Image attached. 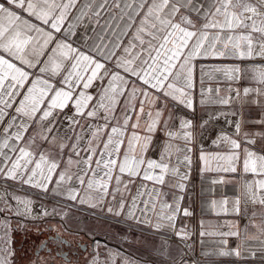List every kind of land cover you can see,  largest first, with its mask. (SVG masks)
Instances as JSON below:
<instances>
[{
  "label": "snow or ice",
  "instance_id": "snow-or-ice-1",
  "mask_svg": "<svg viewBox=\"0 0 264 264\" xmlns=\"http://www.w3.org/2000/svg\"><path fill=\"white\" fill-rule=\"evenodd\" d=\"M194 169L239 187L191 223ZM80 206L174 236L171 264H264V0H0V264ZM89 235L87 264H137Z\"/></svg>",
  "mask_w": 264,
  "mask_h": 264
},
{
  "label": "crops",
  "instance_id": "crops-1",
  "mask_svg": "<svg viewBox=\"0 0 264 264\" xmlns=\"http://www.w3.org/2000/svg\"><path fill=\"white\" fill-rule=\"evenodd\" d=\"M203 114V109L198 108L196 119ZM255 117L256 113H251ZM238 185L235 183L225 185H210L207 179H202L197 170H193L188 188L183 202L184 207H189L194 212L191 223H196L201 218V208L206 206L210 199H221L224 197L233 198L238 193ZM212 188L214 191L209 192ZM52 206V203H49ZM95 213V214H93ZM105 214L97 209L87 206L74 207L70 210V215L65 221H72L73 231L85 234L90 237V233L96 234V239H101L114 250L122 251L137 264H171V258H178V241L174 236H164L152 230L130 227V222H117L115 218H104ZM204 219H209L204 216ZM216 238H206L204 251H211L214 247L213 241ZM165 240H167L168 255L161 256L164 250ZM230 245L233 241L230 240ZM105 244V243H104ZM201 245L197 241L195 254L203 261V264H233L231 257H209L205 259L201 254Z\"/></svg>",
  "mask_w": 264,
  "mask_h": 264
},
{
  "label": "flooded vegetation",
  "instance_id": "flooded-vegetation-1",
  "mask_svg": "<svg viewBox=\"0 0 264 264\" xmlns=\"http://www.w3.org/2000/svg\"><path fill=\"white\" fill-rule=\"evenodd\" d=\"M60 225L47 220L39 231L31 224L27 228H17L13 233L15 264H33L37 256L49 259L54 257L55 264H65L66 260L70 264H87L93 253L91 237L69 231ZM100 252L103 256L105 249L101 247Z\"/></svg>",
  "mask_w": 264,
  "mask_h": 264
},
{
  "label": "rangeland",
  "instance_id": "rangeland-1",
  "mask_svg": "<svg viewBox=\"0 0 264 264\" xmlns=\"http://www.w3.org/2000/svg\"><path fill=\"white\" fill-rule=\"evenodd\" d=\"M49 207H51V206H49ZM47 220H53L54 222H58V223L62 224L63 227H64L65 229H67V230H69V231H73V230H72V228H73V223H72V221L61 220V218H60L59 216L49 217ZM14 226H15V222L13 223V227H14ZM73 232H77V231H73ZM13 233H14V232H13ZM13 233H12V247H13V249H14V245H13V238H14V236H13ZM97 239H98V238H97ZM98 240H101V239H98ZM101 241L107 245L108 249L111 248L112 245L107 244V243L104 242L103 240H101ZM114 250H115V249H114ZM102 258H104V257L102 256ZM14 264H15V256H14ZM201 264H203V261H202V260H201Z\"/></svg>",
  "mask_w": 264,
  "mask_h": 264
},
{
  "label": "built area",
  "instance_id": "built-area-1",
  "mask_svg": "<svg viewBox=\"0 0 264 264\" xmlns=\"http://www.w3.org/2000/svg\"><path fill=\"white\" fill-rule=\"evenodd\" d=\"M196 255V254H195ZM197 256V255H196ZM197 258H199L198 256H197ZM200 259V258H199ZM201 260V259H200Z\"/></svg>",
  "mask_w": 264,
  "mask_h": 264
}]
</instances>
